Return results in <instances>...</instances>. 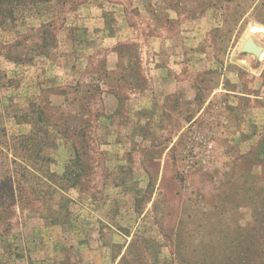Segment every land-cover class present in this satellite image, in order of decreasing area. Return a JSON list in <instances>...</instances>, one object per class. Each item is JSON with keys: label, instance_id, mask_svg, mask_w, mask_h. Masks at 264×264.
<instances>
[{"label": "rangeland", "instance_id": "374dc122", "mask_svg": "<svg viewBox=\"0 0 264 264\" xmlns=\"http://www.w3.org/2000/svg\"><path fill=\"white\" fill-rule=\"evenodd\" d=\"M24 4L0 25V264H264V56L240 49L264 0Z\"/></svg>", "mask_w": 264, "mask_h": 264}, {"label": "trees", "instance_id": "16d2710c", "mask_svg": "<svg viewBox=\"0 0 264 264\" xmlns=\"http://www.w3.org/2000/svg\"><path fill=\"white\" fill-rule=\"evenodd\" d=\"M27 0H0V25L4 24L6 19H8V16L10 15L11 11L15 8V6L18 5H25ZM78 153V152H77ZM78 159V155L76 156ZM6 184V191L7 193L10 192V196H13V192L11 190V187L7 185H10V182H3ZM4 193V191H3ZM3 203L0 204V217H2L1 213H4L7 211V207L2 205Z\"/></svg>", "mask_w": 264, "mask_h": 264}, {"label": "water", "instance_id": "95a60500", "mask_svg": "<svg viewBox=\"0 0 264 264\" xmlns=\"http://www.w3.org/2000/svg\"><path fill=\"white\" fill-rule=\"evenodd\" d=\"M240 49L241 51L252 53L253 55H259L261 51V47L255 44L251 37H248L247 39H245Z\"/></svg>", "mask_w": 264, "mask_h": 264}, {"label": "bare ground", "instance_id": "6f19581e", "mask_svg": "<svg viewBox=\"0 0 264 264\" xmlns=\"http://www.w3.org/2000/svg\"><path fill=\"white\" fill-rule=\"evenodd\" d=\"M255 33H257V32H255ZM248 36H249V34H247V35L243 38V40H242L240 46L243 44V42L245 41V39H247ZM250 37L253 39V42H254L255 44H257L258 46L261 47V51H260L259 55H256V57H257L258 59H261V58L264 56V45H261V44L257 43L256 40H255L252 36H250ZM250 54H252V53H250Z\"/></svg>", "mask_w": 264, "mask_h": 264}]
</instances>
